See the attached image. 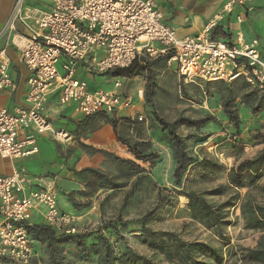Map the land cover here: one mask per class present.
I'll use <instances>...</instances> for the list:
<instances>
[{"label":"built area","instance_id":"built-area-1","mask_svg":"<svg viewBox=\"0 0 264 264\" xmlns=\"http://www.w3.org/2000/svg\"><path fill=\"white\" fill-rule=\"evenodd\" d=\"M250 1L227 0L200 35L180 39L164 23L155 0H50V11L27 8L26 0H15L9 20L0 29V39L15 32L16 22L25 25L29 36L22 60L31 76L28 107L14 112L0 110V157L33 156L39 152L36 138L46 134L58 143L72 140L68 132L54 129L44 114L49 97L56 92L62 106L74 105L83 118L133 109L134 98L119 92L121 82L117 81L111 91H90L88 83L76 76L80 64L88 74L102 75L130 67L144 53L153 60L167 58V68L175 65L181 79L201 87L207 83H244L264 91V59L259 42L246 43L238 34L229 44L210 35L227 14ZM59 64L63 74L58 71ZM13 87L6 51L0 49V90ZM144 95V89L137 91L139 99L145 100ZM136 121L144 122L145 116H138ZM23 129L31 135L20 140L19 131ZM35 181L39 188L26 194V185L31 182L28 177H0V260L31 264L34 243L27 226L32 210L38 206L46 208L45 225L60 234L80 233L82 217L60 210L54 182ZM21 193L25 195L21 197Z\"/></svg>","mask_w":264,"mask_h":264},{"label":"rangeland","instance_id":"rangeland-1","mask_svg":"<svg viewBox=\"0 0 264 264\" xmlns=\"http://www.w3.org/2000/svg\"><path fill=\"white\" fill-rule=\"evenodd\" d=\"M175 67L174 65L172 70L176 71ZM153 70L157 88L151 98V104L145 103V121L136 122V129L131 132L125 123L131 117H114L118 120L117 134L121 137L120 140L118 138L120 144L125 140L134 145H141L140 150L145 155L152 156L153 161L144 163L132 157L130 160L139 164L143 173L129 176L114 161L107 160L102 168L104 170L101 171L109 175L119 187L99 190L87 197L81 192L91 190L87 187L89 175L78 177L76 173L79 171L72 170L75 178L84 185V190L74 191L71 195L80 200V203L90 205L89 209L80 211L81 215L75 214L82 217L79 231L94 232L102 226L118 224L119 234H116L112 241L116 254H120L122 248L127 246L156 264H168L143 244L140 222L145 221L146 228L151 231L174 232L186 241L206 243L221 251L223 264H237L238 248H254L257 245L259 234L245 229L244 206L249 203H264V171L255 185L242 189L230 185L228 175L232 168L255 158L264 150V144L257 141V138L264 134V112L254 115L241 101L242 90L214 83L201 87L179 78L177 73L168 71L160 63L154 64ZM58 71L63 74L61 64ZM88 75L86 82L91 84L94 75ZM96 79L104 89H111V84H106L105 81L110 82L116 78L106 75ZM116 80L125 82L127 79L117 77ZM226 104H231L232 111L238 117L237 126L226 116ZM132 119L136 121L137 116ZM159 119L168 123L211 119L203 128L182 126L178 133L186 139L188 152L192 156L200 161L210 159L223 164L224 173L202 179L201 171L195 170L187 175L183 186H177L174 178L176 162L164 140L165 134ZM100 139H103V135H100ZM127 150L130 152L128 148ZM182 192L199 194L214 206L226 205L225 214L229 225L221 228L222 236L216 230L206 229L190 217L188 199ZM59 203L63 208V203ZM36 248L38 253L44 254L39 258L40 261H47L46 247L41 244ZM66 251L68 264H100L97 256L89 262L79 259V254L73 246L67 247Z\"/></svg>","mask_w":264,"mask_h":264},{"label":"trees","instance_id":"trees-1","mask_svg":"<svg viewBox=\"0 0 264 264\" xmlns=\"http://www.w3.org/2000/svg\"><path fill=\"white\" fill-rule=\"evenodd\" d=\"M148 57L136 59L132 65L126 69H118L109 72L113 77H122L132 79L143 77L146 80L145 103L151 104V98L157 88L156 74L153 65L160 63L166 67L167 58H159L150 61ZM211 84V83H207ZM223 84L232 89L242 90L241 101L248 106L254 115L264 112V91L251 89L244 83L229 85ZM226 116L238 125V117L231 109V104H226ZM211 119H202L198 121L178 120L174 123H168L159 119V124L165 134L164 140L172 151L173 158L176 162L174 178L177 186H183L184 180L188 174L193 171H201L202 179H207L211 175L222 174L225 171L223 164L219 162L204 159L198 160L188 152L187 141L178 133L182 126L193 128H203ZM110 124L117 134L119 130L118 120L106 114H97L88 117L78 128H89L92 132L96 131L102 123ZM135 120L128 119L127 126L136 128ZM119 140L121 137H119ZM257 141L264 144V134L257 138ZM122 145L126 146L130 154L140 162L150 163L153 161L152 156L145 155L141 150V145L131 144L122 140ZM81 148L91 154H101L107 160L114 161L117 166L127 175L134 176L143 173L139 164L130 159H122L104 150H98L84 144ZM264 171V150L255 158L244 161L238 167L232 168L228 180L230 185L236 188H247L256 184L261 178ZM89 175L87 182L90 192H81L84 196H89L99 190L115 189L119 187L112 178L101 170L87 168L76 173L78 177ZM264 193V186H262ZM182 195L188 199L187 208L190 217L198 221L208 230H216L220 236L222 227L229 225L225 214V204L214 206L210 204L203 196L194 192H182ZM73 206L77 211L89 209L90 205L80 203L74 198H70ZM245 229L259 234L257 245L254 248H238L237 264H264V203H249L244 206ZM142 242L153 253L160 255L168 264H223L224 258L220 250L199 241H186L174 232H155L146 228L145 221L140 222ZM27 230L34 242L42 244L47 249V261L41 260V264H68L67 247L73 246L79 254V259L91 261L94 257H99L100 264H156L151 259L138 254L131 248L124 246L120 254H116L112 247V241L115 235L119 234L120 226L118 224H109L102 226L100 229L92 232L86 231L76 235L60 234L55 229L47 225L27 226ZM65 251V252H64ZM119 253V252H118ZM65 255V256H63ZM62 256L64 258H62ZM38 261L32 260L31 264H37Z\"/></svg>","mask_w":264,"mask_h":264},{"label":"crops","instance_id":"crops-1","mask_svg":"<svg viewBox=\"0 0 264 264\" xmlns=\"http://www.w3.org/2000/svg\"><path fill=\"white\" fill-rule=\"evenodd\" d=\"M159 9L163 13L164 23L175 30L178 38L195 37L202 33L203 29L214 19L216 14L222 10L227 0H155ZM15 0H0V29L5 26L12 13ZM27 8H35L41 11H50L52 4L50 0H26ZM238 34H241L246 43L253 40L259 42V53L264 59V0H251L244 7H237L227 14L211 30V38L218 41L233 44ZM29 32L25 25L20 21L15 24V32L6 33L0 39V49L6 51L9 61V74L13 80L14 87L11 89L0 90V110L7 109L14 112L18 108H26L28 104L26 98L29 92V79L31 72L28 70L22 60V51L27 46V37ZM159 46L158 43L154 44ZM101 55V54H100ZM147 57L144 53L139 57ZM167 68V67H166ZM173 68H167L168 71H174ZM174 73H177L174 71ZM110 73L94 75L92 83H88L90 91L113 90L114 84L118 81H105L111 84V89H104L101 82L96 77H106ZM81 80L88 79L89 75L85 71L84 65L80 64L76 74ZM180 78V77H179ZM120 82V81H118ZM122 87L119 92L122 95H129L134 98L135 106L133 109L120 110L112 117H131L135 115L144 116L145 100L137 97L139 89H146V80L143 77L127 79L121 82ZM44 114L51 126L56 130H64L71 135L72 140L67 143H58L54 141L50 134L38 136L36 145L39 152L29 158L23 159H4L0 157V177H11L15 174L28 177L30 184L26 185V194L39 188L36 179H44L46 183L54 182L58 194V206L61 211L70 214H79L75 209L70 198H74L71 193L78 190H84V185L75 178L72 170L81 171L84 168L101 170L106 164L107 159L101 154H91L81 148L80 144L93 147L98 150H104L119 158L132 159V155L127 148L122 146L114 128L107 123H102L100 127L92 132L89 128H78L87 118L79 116L75 112V106H62L59 101V92L52 94L46 105ZM135 120V119H132ZM130 128V127H129ZM136 129V128H135ZM130 131L133 132L130 128ZM31 135L29 130H20L19 139L23 140ZM103 135V139H100ZM109 161V160H108ZM104 170V169H102ZM25 193H21L23 197ZM76 201L80 200L74 198ZM61 201L63 208L60 206ZM46 208L38 206L31 212V218L28 226L45 225ZM2 217L0 213V224ZM34 259L41 264L40 257L44 254L38 253L37 245L33 241ZM0 244V252H1ZM1 264H12L7 259L2 258Z\"/></svg>","mask_w":264,"mask_h":264}]
</instances>
